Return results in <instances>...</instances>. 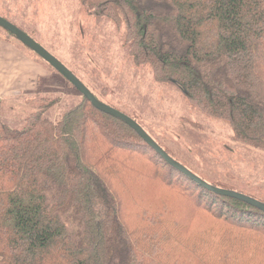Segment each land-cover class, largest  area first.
Returning a JSON list of instances; mask_svg holds the SVG:
<instances>
[{
    "label": "trees",
    "instance_id": "trees-1",
    "mask_svg": "<svg viewBox=\"0 0 264 264\" xmlns=\"http://www.w3.org/2000/svg\"><path fill=\"white\" fill-rule=\"evenodd\" d=\"M80 1L96 19L126 29L134 60L159 81L264 149V0ZM29 102L19 127L0 114V264H264V211L191 180L84 96L56 120L46 116L54 105L47 96ZM160 163L210 201L187 212V236L164 223L178 215L172 203L135 219L125 209V184L134 179L173 187ZM155 224L167 232L143 236L157 234Z\"/></svg>",
    "mask_w": 264,
    "mask_h": 264
},
{
    "label": "rangeland",
    "instance_id": "rangeland-1",
    "mask_svg": "<svg viewBox=\"0 0 264 264\" xmlns=\"http://www.w3.org/2000/svg\"><path fill=\"white\" fill-rule=\"evenodd\" d=\"M0 16L55 55L98 100L135 118L175 160L193 173L208 182L264 202V149L237 139L227 121L208 115L174 84L159 81L148 64L137 63L124 27H117L108 18L96 19L80 0H0ZM0 36L17 41L1 28ZM23 49L31 53L49 75L38 79L37 87L31 93L0 101L4 121L16 127L28 114L29 106H32L29 99L36 93L54 102L46 113L52 120L58 119L83 96L45 60L29 49ZM148 154L158 162L150 151ZM131 163L145 175L139 162L132 160ZM160 164V175L173 187L168 190L151 184L146 178L134 179L125 184V209L136 214L128 215L135 219L137 215H153L164 208V204L172 203L169 205L173 209L178 207L172 212L178 215H169L164 223L168 220L166 225H174L176 237L187 236L193 232L180 233L186 223L184 220L193 216L186 215L187 212L197 204L206 207L210 201L176 171ZM176 203L179 204L173 205ZM214 208L219 211L217 205ZM148 225L144 224V228ZM165 227L155 224L152 230L158 233L149 235L145 232L143 236H156L157 240L167 232Z\"/></svg>",
    "mask_w": 264,
    "mask_h": 264
},
{
    "label": "water",
    "instance_id": "water-1",
    "mask_svg": "<svg viewBox=\"0 0 264 264\" xmlns=\"http://www.w3.org/2000/svg\"><path fill=\"white\" fill-rule=\"evenodd\" d=\"M0 26L16 36V38L22 44L30 48L56 71L67 78L95 108L125 122L172 167L189 177L191 180L213 192L243 200L264 211V202L239 191L214 186L206 180L202 179L200 176L193 173L185 165L175 160L168 152L164 150L163 147L158 144V142L153 137H151V135L136 120H134L128 114L98 100L97 97L88 89V87L63 62H61L55 55L50 53L44 46H42L29 34L24 32L21 28L17 27L1 16Z\"/></svg>",
    "mask_w": 264,
    "mask_h": 264
},
{
    "label": "crops",
    "instance_id": "crops-1",
    "mask_svg": "<svg viewBox=\"0 0 264 264\" xmlns=\"http://www.w3.org/2000/svg\"><path fill=\"white\" fill-rule=\"evenodd\" d=\"M47 69L11 38L0 36V101L31 93Z\"/></svg>",
    "mask_w": 264,
    "mask_h": 264
}]
</instances>
